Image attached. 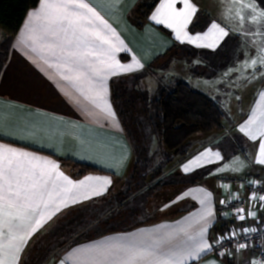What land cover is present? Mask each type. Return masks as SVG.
Listing matches in <instances>:
<instances>
[{"label": "crops", "instance_id": "crops-1", "mask_svg": "<svg viewBox=\"0 0 264 264\" xmlns=\"http://www.w3.org/2000/svg\"><path fill=\"white\" fill-rule=\"evenodd\" d=\"M83 2L96 15L87 9L79 10L82 24L90 30V45L83 50V58L78 63L67 62L60 48L55 47L64 33L52 21L60 11L57 6L67 0H47L53 7L44 9L40 0L14 36L0 72V154L3 162L7 164L8 150L12 149L28 154V159L16 158L15 162L22 167L50 171L44 161L58 165L52 172L48 190L52 193V205L60 206V211L51 215V219L45 216L46 222L35 232L28 229L31 235L16 253V260L5 248L2 258L6 264H84L89 259L85 249L125 243L164 247L162 238L168 233L179 234L172 242L177 261L201 241L210 246V250L196 259L186 258L184 264H264V236L242 249L233 247L223 256L213 254L221 239L240 236L247 229H264V200L254 199L241 187L229 183L233 179L253 177L264 187V163L257 162L264 161L260 148L264 142V82L252 99L237 101L235 115L224 119L221 133L225 135L218 139L217 149L211 151L213 158L218 157L219 167L212 168L203 178L195 174V178L188 180L185 179L188 176L184 170L186 164L180 162L169 168L168 175H174L168 177V184L159 178H144L140 183L139 178L133 177L139 168L134 147L113 100V84L132 81L131 88L138 77L139 85L145 86L143 81H148L155 73L174 76L181 82L182 73H185L201 81L215 80L217 89H230L227 85L237 73L225 66V62H229V52L226 58L221 51L228 36L222 35L224 26L213 28V21L205 31H191L198 15L206 11L196 0H187L195 11L186 7L184 0H174L172 8H161L168 0H160L147 20L140 15L132 18L143 0ZM38 10L39 17L30 18V14ZM153 15L163 23L151 19ZM5 35L1 32L2 40ZM168 52L164 63L155 62ZM215 52H222L227 60L222 61L221 70L208 76L212 69L208 57V63H204L197 56L206 54L212 58ZM135 62L142 67L137 68ZM128 65L131 68L125 71L122 66ZM178 65L183 66L180 72L175 70ZM154 85L153 90L158 92L161 89L159 79ZM238 107L248 108L239 114ZM242 126L244 131H241ZM66 161L89 165L103 172L77 177V171ZM245 169L248 171L245 176L237 175ZM58 173H63L76 187L68 185ZM105 180L110 183L105 184ZM80 181L84 184L80 185ZM136 185H140L138 191L134 190ZM150 186L157 190L167 188L174 193L167 197L163 190L152 195L149 194ZM93 189L102 194H94ZM236 197L246 198V216L238 211L221 212L220 204ZM35 219H40L39 214ZM83 219L89 221H82L84 225L80 228L90 224L88 228H92L96 236L69 245L59 244L48 256L43 253L45 245L34 242L39 233L75 227ZM3 230L7 233V224ZM9 242L7 236L0 238V244ZM103 264H123V260L111 256Z\"/></svg>", "mask_w": 264, "mask_h": 264}, {"label": "rangeland", "instance_id": "rangeland-1", "mask_svg": "<svg viewBox=\"0 0 264 264\" xmlns=\"http://www.w3.org/2000/svg\"><path fill=\"white\" fill-rule=\"evenodd\" d=\"M196 1L200 7H203L204 10H206L201 12L203 15L207 14L208 18L213 21L215 25L225 27H222V29H225V31L223 30L224 34L222 35H225V38L228 36V40L225 39L221 51L224 52L226 58H228L227 52H229L230 58L229 62L226 61L227 59L224 56L222 57V52H219L220 54L217 52L213 53L214 56L212 58L206 54H201L197 57H199L200 61L204 60L202 61L204 63H208L206 62L208 57L207 61L210 62V66L212 67L211 73H208V76L213 75L214 71L221 70L223 65L222 61H226L225 66H228L230 68L229 70L231 72H236L237 75H235L233 77L234 80L227 85L230 89L225 90L221 88L217 89L215 87V80L205 79L201 81L194 78L193 75L188 77L185 73H182L181 80H178L188 83L196 90L203 92L212 98L219 95L214 99L221 105L226 117L228 115L233 116L236 112L237 101L241 100L243 102L244 100L249 101L250 98L252 99L253 94H255L259 85L264 82V15H262V13H264V8L259 5L256 0ZM136 12L138 13V9ZM137 13H134L132 18H137V15H140ZM218 29L220 30V28ZM6 38V35L3 40L0 37V43ZM215 44L218 45V43ZM192 53L196 57V54L194 52ZM168 55L169 52L166 53L164 57L158 58L155 62L164 63L163 58H167ZM253 60L256 61L255 65L252 63ZM182 67L183 66L179 65L175 67L176 72H180ZM153 69L154 68H152V70ZM158 77H161V80ZM155 78L159 79L161 84V89H159L158 92L153 90V87L155 86L154 81L157 80H155ZM175 79L174 76L173 78L172 76L163 77V75L159 76L155 73L150 75L148 81H143L146 87L144 85H139L141 82L138 77L136 78L137 81H135V84L131 88L130 84H133L132 81L113 84V100L122 116L123 129L130 138L135 152L138 153L140 150L142 151L137 159L139 161L138 172L133 176L139 178L138 180L140 183L144 178L153 180L157 176L156 178L163 179V183L165 182V184H168L167 172L169 168L173 164L180 162L183 163V165H188L187 171H185V174H188L185 179L188 180L195 178V174H198L199 178H203L212 168L220 166L218 157L213 158L211 151L214 152L215 149H217L216 145H219L218 139L224 137V132H214L210 134L200 133L195 135L183 153L172 155L170 157L171 165H165V158H163V156L167 153L165 147L158 140L157 134H155V128L157 127L159 119L157 109L155 112L154 106L156 105V101L159 99L161 92L164 89L169 90L175 85L177 82ZM114 93H116V95ZM238 108L240 109L239 114H241V110H245L248 107ZM225 123L227 124V122ZM146 154L150 158H153L154 155L155 157L149 162ZM238 155L242 157V154ZM146 161L150 164H148V168L143 170L142 166ZM189 163H191V166ZM155 168H161V176H158L159 173H154ZM247 173L248 171L245 169L242 173H237V175L240 174V176H245ZM173 175L174 174H172L171 177ZM139 186L140 185H136L134 190L136 189L138 191ZM150 188V193H148L152 195L167 189L157 190L154 186H150ZM137 191H135V193H137ZM165 193L168 195L167 197H169L174 192L168 189ZM82 221L88 222L89 219H83L77 226L65 227L64 230H59L58 232L39 233L34 242L36 241V243L40 245H45L43 250L45 252L43 253L48 256V254L56 250L59 244L69 245V243L96 236L94 234L95 232L91 231L92 228H88L90 227V224L87 225V228H80L83 224ZM90 232L94 235H91Z\"/></svg>", "mask_w": 264, "mask_h": 264}, {"label": "snow or ice", "instance_id": "snow-or-ice-1", "mask_svg": "<svg viewBox=\"0 0 264 264\" xmlns=\"http://www.w3.org/2000/svg\"><path fill=\"white\" fill-rule=\"evenodd\" d=\"M173 3L174 0H168V3L162 4L161 8H172ZM184 3L186 7L192 8L195 11L187 3V0H184ZM48 7L53 6L49 5L47 0H41V8ZM57 7L60 11L53 18L52 22L64 33V36L55 47L60 48L67 62L78 63L83 58V50L90 45V30L82 24L83 17L79 10L87 9L94 16L96 13L83 0H67V3ZM157 12H160V9ZM39 15L40 12L38 10L35 13H31L30 18L39 17ZM151 19L157 20L156 15H153ZM157 22L163 23L162 20H157ZM89 24H91V21H89ZM168 27H171V24ZM212 27L216 28L217 25L213 24ZM221 32L223 33V30ZM96 39H99L98 35ZM135 63L137 68L142 67L139 62ZM252 63L255 65L256 61L253 60ZM122 67L127 71L131 68V65ZM64 78L69 79V77ZM109 114L112 115V113ZM241 131H244L243 126L241 127ZM260 148L264 152V142L261 143ZM8 152L7 164L3 162V156L0 154V238L7 236L10 242L7 245L0 244V264H6L2 258L5 248L8 249L12 259L16 260V253L22 250L21 245L26 244V237L31 235L28 229L35 232L38 227L42 226L43 222H46L45 216H47V219H51V215L60 211L59 204L52 205V193L48 190V185L52 179V172L58 168V165L44 161L43 163L50 167V171H45L44 169L37 170L34 167H22L20 163L15 162L16 158L24 157L28 159V154L17 153L12 149H9ZM31 159L35 160L37 158L32 157ZM257 162L264 163V161ZM185 171H187V166H185ZM57 175L59 178H63L68 185H72V181L64 176L63 173H58ZM104 183L107 184L110 181L105 180ZM79 184L83 185L84 181H80ZM72 186L76 187V185ZM93 193L97 195L102 194L96 192L95 189H93ZM261 199H264V197H261ZM60 203H64V201ZM37 209H40L39 213ZM38 214L40 219H35ZM240 218L243 219V217ZM14 221L20 222L14 223ZM5 224L8 227L7 233L3 230ZM178 235V233H168L163 237L162 243L165 245L164 247H161L159 244L125 243L85 249L84 252L89 255V259L84 261V264H103V261L111 256L121 257L123 264H184L186 258L196 259L201 253L210 250V246L201 241L194 248L186 251L180 256L179 261H177V254L172 250V242L178 238ZM188 239L191 240L192 237L188 236ZM13 241H18V243H13ZM244 247L246 245H239L241 249Z\"/></svg>", "mask_w": 264, "mask_h": 264}, {"label": "trees", "instance_id": "trees-1", "mask_svg": "<svg viewBox=\"0 0 264 264\" xmlns=\"http://www.w3.org/2000/svg\"><path fill=\"white\" fill-rule=\"evenodd\" d=\"M159 1L160 0H144L142 2L138 8V13L143 20L149 18ZM256 1L264 8V0ZM39 2L40 0H0V37L1 32L6 33L7 36V38L0 43V72L8 57L14 36L23 25L28 12L32 8L37 7ZM210 22L211 20L208 18L207 14L203 15L200 13L197 21L191 27V31H205ZM154 107L155 112L157 109L159 119L157 127L155 128V134H157L158 140L166 149L167 154L165 153L166 155L163 156L166 166L171 163L170 157L172 155L183 153L195 135L200 133L210 134L222 132L224 130V119L226 115L221 105L214 98L196 90L184 81L175 83L169 90L164 89ZM141 152V150L138 153L135 152L136 166L138 168L139 161L137 159L138 156L141 155ZM154 157L155 155L153 158ZM153 158L147 155L149 162ZM66 163L77 171V177L95 172H103L85 164L72 161H66ZM148 164L150 163L146 161L142 167L148 168ZM154 173H159L158 176H161V168H155ZM171 175L167 176L169 177Z\"/></svg>", "mask_w": 264, "mask_h": 264}, {"label": "built area", "instance_id": "built-area-1", "mask_svg": "<svg viewBox=\"0 0 264 264\" xmlns=\"http://www.w3.org/2000/svg\"><path fill=\"white\" fill-rule=\"evenodd\" d=\"M229 183L241 187L245 192L250 193L254 199L264 200L261 199V197H264V187L260 186L258 181L253 177L233 179ZM220 210L223 214H227L229 211H238L239 214L246 216L248 214V203L245 197H236L222 202L220 204ZM263 236L264 229L261 231L247 229L240 236H233L219 240L213 249V254L218 257L223 256L231 248L239 247L241 244L246 245L257 238H262ZM262 260L264 261V248L262 252Z\"/></svg>", "mask_w": 264, "mask_h": 264}]
</instances>
